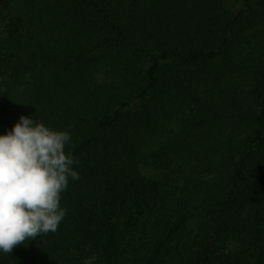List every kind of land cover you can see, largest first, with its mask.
Returning <instances> with one entry per match:
<instances>
[{
	"label": "trees",
	"instance_id": "1",
	"mask_svg": "<svg viewBox=\"0 0 264 264\" xmlns=\"http://www.w3.org/2000/svg\"><path fill=\"white\" fill-rule=\"evenodd\" d=\"M14 1L0 135L69 132L80 179L0 264H264V0Z\"/></svg>",
	"mask_w": 264,
	"mask_h": 264
},
{
	"label": "clouds",
	"instance_id": "2",
	"mask_svg": "<svg viewBox=\"0 0 264 264\" xmlns=\"http://www.w3.org/2000/svg\"><path fill=\"white\" fill-rule=\"evenodd\" d=\"M67 131H54L21 115L0 135V250L5 255L29 238L55 233L67 209L60 207L69 180H79Z\"/></svg>",
	"mask_w": 264,
	"mask_h": 264
},
{
	"label": "rangeland",
	"instance_id": "3",
	"mask_svg": "<svg viewBox=\"0 0 264 264\" xmlns=\"http://www.w3.org/2000/svg\"><path fill=\"white\" fill-rule=\"evenodd\" d=\"M17 1V0H16ZM16 1L12 2L14 5H16ZM233 9L238 12L241 10V3H237L233 6ZM143 175L148 179H153L155 176L157 177V174L152 169H143ZM234 248H227L225 250L226 253H234ZM97 260L96 253L94 251H91L90 249L87 250L86 255L84 257V264H94Z\"/></svg>",
	"mask_w": 264,
	"mask_h": 264
}]
</instances>
